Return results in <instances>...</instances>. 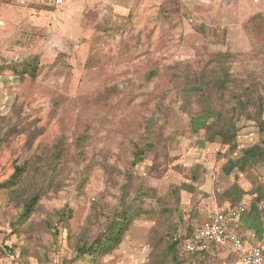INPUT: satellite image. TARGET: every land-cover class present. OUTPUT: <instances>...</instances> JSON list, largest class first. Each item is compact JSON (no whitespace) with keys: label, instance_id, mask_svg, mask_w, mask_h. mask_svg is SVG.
I'll use <instances>...</instances> for the list:
<instances>
[{"label":"rangeland","instance_id":"obj_1","mask_svg":"<svg viewBox=\"0 0 264 264\" xmlns=\"http://www.w3.org/2000/svg\"><path fill=\"white\" fill-rule=\"evenodd\" d=\"M219 51L232 54V90L255 87L264 97V0H0V264L70 261L74 247L100 231L124 185L128 199L139 184L164 195L170 184L189 183L197 164L195 190L182 191L179 207L186 224L208 215L236 175L224 174L223 162L262 138L244 118L233 150L206 142L204 130L190 131L199 105L184 98L182 70L212 66ZM34 55V78L14 73ZM143 137L151 145L134 165L133 144ZM59 140L63 167L22 218L3 183L14 165L49 153ZM252 173L264 182V163ZM238 183L247 189L250 178L239 174ZM138 204L156 207L146 197ZM64 207L72 209L66 224L57 214ZM152 224L132 220L96 264H152Z\"/></svg>","mask_w":264,"mask_h":264},{"label":"trees","instance_id":"obj_2","mask_svg":"<svg viewBox=\"0 0 264 264\" xmlns=\"http://www.w3.org/2000/svg\"><path fill=\"white\" fill-rule=\"evenodd\" d=\"M231 59L230 52H214L211 58L212 66L206 65L195 72L189 68L182 70L184 98L187 100L194 98L199 105V111L192 114L189 120V128L193 134L204 130L206 142L218 140L221 145L233 150L238 146L239 122L244 118L253 121L259 134L262 135L257 142L240 148L238 156L230 154L223 162L221 165L223 173L236 175L231 186L219 194L218 203L213 205L208 215H205L201 221H197L196 225L195 222L191 223L192 221L186 224L184 213L179 207L182 191L195 190L200 170L199 164L189 169V183L170 184L164 195L157 194L152 187L139 184L136 186L135 195L128 199L127 185H124L118 205L106 215L105 223L100 231L95 237L78 243L74 247V256L70 261L59 264H96L99 257L111 253L117 246L131 221L141 216L153 221L147 233L152 264H207L211 260L234 258L231 252L224 257L216 256L210 250L204 249L187 252L182 245L185 238L190 237L198 226L207 221L215 207L234 206L244 197L249 198L250 206L239 217L237 231L245 240L251 239L250 236L254 242L262 239L264 210L259 209L257 203L264 199V182L257 181L252 170L264 163V97L255 87L242 88L239 93L232 90V78L228 66ZM38 65L39 56L34 55L21 61L20 67L12 68V70L19 76L26 74L34 78ZM9 66L12 67V65ZM249 106L255 108L254 113L249 111ZM82 141L83 136L78 137V146L82 144ZM139 143L133 144L134 165L142 161L151 145L147 137H143ZM63 152V141L59 140L49 153L35 155L32 162L25 160L14 165L13 173L3 186L11 199L20 202L22 218L36 208L44 186L52 184L54 178L60 173L64 162ZM239 174L250 178L249 188L243 189L239 185ZM203 195L207 194L203 193ZM144 197L153 199L156 207L145 209L138 204ZM57 214L62 224H66L71 217L72 209L64 207L57 211ZM182 225L184 232L180 229ZM245 232L249 235H245ZM259 242L264 247V242Z\"/></svg>","mask_w":264,"mask_h":264},{"label":"built area","instance_id":"obj_3","mask_svg":"<svg viewBox=\"0 0 264 264\" xmlns=\"http://www.w3.org/2000/svg\"><path fill=\"white\" fill-rule=\"evenodd\" d=\"M61 4L63 0H55ZM250 206L244 197L234 206L214 208L207 221L198 226L190 237L185 238L182 248L187 252L197 249L210 250L216 256L233 253L236 264H264V247L258 241L245 240L237 231L239 217ZM264 210V199L257 203ZM52 264H59L54 262Z\"/></svg>","mask_w":264,"mask_h":264},{"label":"water","instance_id":"obj_4","mask_svg":"<svg viewBox=\"0 0 264 264\" xmlns=\"http://www.w3.org/2000/svg\"><path fill=\"white\" fill-rule=\"evenodd\" d=\"M203 190L206 191V192H209L210 191V180L207 179L204 186H203Z\"/></svg>","mask_w":264,"mask_h":264}]
</instances>
